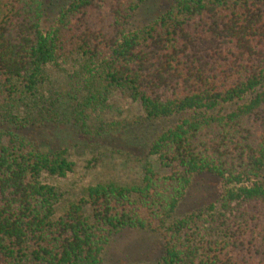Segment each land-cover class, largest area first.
Masks as SVG:
<instances>
[{"label": "trees", "instance_id": "16d2710c", "mask_svg": "<svg viewBox=\"0 0 264 264\" xmlns=\"http://www.w3.org/2000/svg\"><path fill=\"white\" fill-rule=\"evenodd\" d=\"M56 1L0 5V264H102L129 229L162 233L155 264H264V0H173L135 30L148 0H68L49 19ZM70 57L84 62L76 108L45 85ZM114 92L149 121L187 114L149 146L170 174L147 167L139 184L88 187L57 218L64 192L45 180L75 165L22 131L70 121L100 137L89 109ZM201 174L222 182L217 203L174 217Z\"/></svg>", "mask_w": 264, "mask_h": 264}, {"label": "rangeland", "instance_id": "374dc122", "mask_svg": "<svg viewBox=\"0 0 264 264\" xmlns=\"http://www.w3.org/2000/svg\"><path fill=\"white\" fill-rule=\"evenodd\" d=\"M3 1L0 0V5ZM67 1L57 0L49 19L54 18ZM172 2L173 0H148L134 15L130 28L135 30L147 24ZM48 25L49 23L45 24L46 27ZM83 67L81 58L64 59L49 67L45 85L48 90L63 94L65 102L74 101L72 105L76 108L82 101V86L78 76L82 74ZM87 77L86 74L85 78ZM241 103L243 102L225 104L217 112H232ZM89 113V127L92 131L99 132L100 137L81 134L67 120L61 123L49 122L48 125L22 131L23 135L43 150L59 146L67 148L69 158L75 165L74 171L67 177H47L45 180L64 192V199L56 208L57 218L67 211L71 203L84 197V190L88 187L108 182L121 185L139 184L147 167L162 175H169L170 170L164 169L158 158L150 154L149 146L157 135L187 115L149 121L139 103L116 92L104 104L90 108ZM60 119H65L62 113ZM223 189L220 180L207 174L194 177L174 217H183L217 203ZM86 212L90 213L91 209L87 208ZM164 245L161 232L125 230L112 237L102 255V264H155L163 256ZM3 261L0 256V263Z\"/></svg>", "mask_w": 264, "mask_h": 264}]
</instances>
